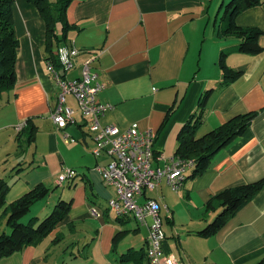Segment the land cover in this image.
I'll return each mask as SVG.
<instances>
[{
    "label": "crops",
    "instance_id": "0c3cea01",
    "mask_svg": "<svg viewBox=\"0 0 264 264\" xmlns=\"http://www.w3.org/2000/svg\"><path fill=\"white\" fill-rule=\"evenodd\" d=\"M213 4L214 0H73L67 14L77 28L68 39L81 53L76 68L65 74L79 76L84 60L94 57L93 72L105 84L97 98L113 104L101 122L121 130L136 122L142 129H155L154 148L161 157L155 160L160 165L177 155L179 132L198 116L205 91L212 89L198 136L238 114L258 111L244 133L218 151L201 175L191 176L190 167L180 190L164 181L140 197L142 202L155 198L160 203L165 256L194 264H256L264 258V188L216 235L196 233L220 211L206 210L215 193L264 178V0L235 19L243 27L263 31L258 39L263 51L258 54L240 52L234 37H218ZM13 16L20 41L18 80L0 97V179L12 184L6 200L10 203L43 182L52 192L35 215L43 218L60 199L72 205L41 243L5 256L0 264H150L144 255L149 228L131 214L118 216L109 206L117 190L96 167L110 157L93 153L95 140L87 123L78 113L77 123L61 128L54 123L51 110L60 88L45 53V19L28 0L14 2ZM222 51L229 52V68L243 71L229 82L219 64ZM68 102L77 108L73 95ZM29 119L39 128L33 144L22 133L25 129H17ZM69 168L72 178L60 183L58 176ZM118 232L125 234L114 243ZM57 235L62 240L54 242Z\"/></svg>",
    "mask_w": 264,
    "mask_h": 264
},
{
    "label": "trees",
    "instance_id": "16d2710c",
    "mask_svg": "<svg viewBox=\"0 0 264 264\" xmlns=\"http://www.w3.org/2000/svg\"><path fill=\"white\" fill-rule=\"evenodd\" d=\"M16 0H0V97L5 92L14 89L17 84V49L20 45L15 29V17L13 7ZM34 3L40 14L46 21V43L45 53L47 61L52 63L59 71L62 64L58 57V47L61 44L70 42L68 36L70 32L77 28L68 19L67 10L73 0H28ZM262 0H231L227 7V14L223 23L217 26L218 37L236 38L239 40L238 50L242 53L258 54L263 51L259 44V36L262 34L258 27L241 26L237 23L236 16L245 9L254 7ZM229 52L222 51L220 55V68L224 71V80L229 82L243 74L242 70L232 69L227 66V56ZM212 89L204 92L199 100L198 116H192L191 120L179 132V145L176 154L182 159L193 160V173L191 176H198L205 172L213 162L214 155L221 149L228 146L244 131L254 120L258 111H248V113L238 114L224 122L204 135L197 134L199 126L207 110ZM174 111H171L165 118V124L170 119ZM25 129V130H24ZM27 140L33 144L36 142L39 128L35 126L32 119L24 126ZM12 188V184L4 178L0 179V224L6 219L7 229H1L0 225V259L5 256L23 250L29 245H37L49 236L56 226L65 219L72 201L58 200L52 211L45 217L30 215L27 221L24 218L31 211L32 207L39 200L48 197L52 190L43 182L39 183L27 193L7 203V196ZM264 188V178L262 180L239 184L237 186L226 187V189L215 193L206 203L208 212L220 209L214 221L197 231L201 236H214L228 220L234 216L244 205L249 203L258 192ZM125 232H118L115 236L116 243ZM54 242L62 240L61 235L54 237ZM144 255H147L145 253ZM148 259V258H147ZM141 263V262H139ZM256 264H264V258Z\"/></svg>",
    "mask_w": 264,
    "mask_h": 264
},
{
    "label": "built area",
    "instance_id": "2783aa9c",
    "mask_svg": "<svg viewBox=\"0 0 264 264\" xmlns=\"http://www.w3.org/2000/svg\"><path fill=\"white\" fill-rule=\"evenodd\" d=\"M57 52L62 69L58 71L48 62L60 88L56 104L51 110L54 123L61 128L77 123L81 118L93 133L95 140L93 153L96 156L101 154L110 156L108 163L96 167L104 181L116 187L117 193L109 199V206L118 216L131 214L138 223L148 226L146 253L150 264H194L164 255L162 243L166 235L163 230L160 203L155 198H147L143 202L140 198L146 195L147 191L160 187L164 181L173 190H180L187 179L189 168L193 166V160L187 161L176 155L160 165L155 160L161 159L156 155L154 148L157 138L155 129H142L138 122L132 123L124 130L117 125L103 124L101 118L113 104L104 103L97 98L98 92L105 84L93 72L91 62L94 57L84 60L79 76L69 78L65 73L76 68L81 51L73 41H70L59 45ZM69 95L74 96L77 108L69 104ZM77 113L80 115L79 118ZM24 126L25 123L19 125L17 129L23 130ZM73 173L70 168L63 171L58 176L59 182L64 184L72 178ZM93 213L98 214L96 209H93ZM149 217L152 218V222H148Z\"/></svg>",
    "mask_w": 264,
    "mask_h": 264
},
{
    "label": "rangeland",
    "instance_id": "374dc122",
    "mask_svg": "<svg viewBox=\"0 0 264 264\" xmlns=\"http://www.w3.org/2000/svg\"><path fill=\"white\" fill-rule=\"evenodd\" d=\"M229 2H231V0H214L213 5L216 4V9H214V15L218 16V26H219V24L223 23V19L227 14V7L226 6L229 4ZM216 16H215V18H216ZM150 192H149V194L152 195L155 191H152V193H150ZM45 200L46 199L39 200V202L32 207V209L28 213V215H26V217L24 218V221H27L30 215H35L36 212L42 211ZM43 217H45V216H43ZM0 225H1L2 230H3V228H4V230L7 229V223L4 222V220H3V223H1ZM7 230L11 231V229H9V228Z\"/></svg>",
    "mask_w": 264,
    "mask_h": 264
}]
</instances>
